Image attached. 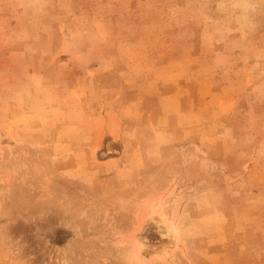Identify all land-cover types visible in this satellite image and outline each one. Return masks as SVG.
<instances>
[{"label": "rangeland", "instance_id": "rangeland-1", "mask_svg": "<svg viewBox=\"0 0 264 264\" xmlns=\"http://www.w3.org/2000/svg\"><path fill=\"white\" fill-rule=\"evenodd\" d=\"M0 264H264V0H0Z\"/></svg>", "mask_w": 264, "mask_h": 264}, {"label": "bare ground", "instance_id": "bare-ground-1", "mask_svg": "<svg viewBox=\"0 0 264 264\" xmlns=\"http://www.w3.org/2000/svg\"><path fill=\"white\" fill-rule=\"evenodd\" d=\"M161 221L163 222V224H164V227H165V230H166V232L167 233H173V228H172V225L170 224V223H164L165 221H163L162 219H161Z\"/></svg>", "mask_w": 264, "mask_h": 264}]
</instances>
